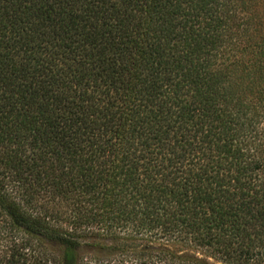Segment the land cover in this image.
Returning <instances> with one entry per match:
<instances>
[{
  "label": "trees",
  "instance_id": "1",
  "mask_svg": "<svg viewBox=\"0 0 264 264\" xmlns=\"http://www.w3.org/2000/svg\"><path fill=\"white\" fill-rule=\"evenodd\" d=\"M0 264H264V0H0Z\"/></svg>",
  "mask_w": 264,
  "mask_h": 264
},
{
  "label": "rangeland",
  "instance_id": "2",
  "mask_svg": "<svg viewBox=\"0 0 264 264\" xmlns=\"http://www.w3.org/2000/svg\"><path fill=\"white\" fill-rule=\"evenodd\" d=\"M48 208L53 209V210H60V209H62L63 207H48Z\"/></svg>",
  "mask_w": 264,
  "mask_h": 264
}]
</instances>
